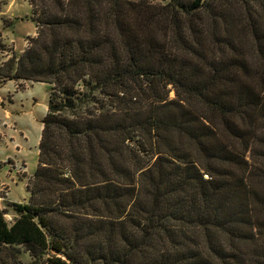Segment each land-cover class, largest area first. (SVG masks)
I'll return each mask as SVG.
<instances>
[{
  "label": "trees",
  "instance_id": "16d2710c",
  "mask_svg": "<svg viewBox=\"0 0 264 264\" xmlns=\"http://www.w3.org/2000/svg\"><path fill=\"white\" fill-rule=\"evenodd\" d=\"M31 3L36 34L0 76L49 83V102L31 200L10 222L0 209V247L264 264V0Z\"/></svg>",
  "mask_w": 264,
  "mask_h": 264
},
{
  "label": "rangeland",
  "instance_id": "374dc122",
  "mask_svg": "<svg viewBox=\"0 0 264 264\" xmlns=\"http://www.w3.org/2000/svg\"><path fill=\"white\" fill-rule=\"evenodd\" d=\"M164 3L168 0H152ZM31 0H0V64L27 47L36 34ZM50 84L31 79H5L0 76V209L10 222L17 214L10 202H29L38 165L42 119L47 112ZM170 96H174L171 90ZM264 142H260L252 164H264ZM56 214L55 225L72 221ZM78 220V219H77ZM81 220V219H80ZM85 220L86 219H82ZM0 264H43L35 261L22 246L0 247Z\"/></svg>",
  "mask_w": 264,
  "mask_h": 264
},
{
  "label": "built area",
  "instance_id": "2783aa9c",
  "mask_svg": "<svg viewBox=\"0 0 264 264\" xmlns=\"http://www.w3.org/2000/svg\"><path fill=\"white\" fill-rule=\"evenodd\" d=\"M5 215V214H4ZM7 219V218H6Z\"/></svg>",
  "mask_w": 264,
  "mask_h": 264
}]
</instances>
